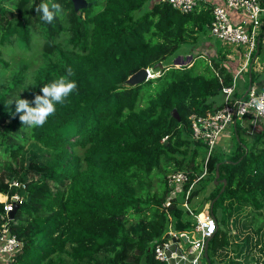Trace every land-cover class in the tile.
Listing matches in <instances>:
<instances>
[{"label": "trees", "instance_id": "16d2710c", "mask_svg": "<svg viewBox=\"0 0 264 264\" xmlns=\"http://www.w3.org/2000/svg\"><path fill=\"white\" fill-rule=\"evenodd\" d=\"M87 1L75 11L71 0H54L64 11L47 23L35 11L45 0H0V195L22 192L12 179L23 180L27 195L12 219L0 200V227L7 223L23 241L0 264H167L155 257L153 240L167 235L173 219L188 227L176 198L164 204L166 176L187 171L185 191L202 171L207 144L192 137L190 116L214 110L211 98L233 76L220 52L181 66L155 64L210 33L213 5L197 0L182 12L167 0ZM263 37L264 24L258 45ZM15 58L19 67L4 78ZM69 67L77 91L43 127L23 126L14 100H33ZM141 67L154 76L120 84ZM232 139L227 152L216 144L190 195L213 183L219 164L226 185L212 209L223 226L209 240L210 264H264V221H254L264 215V130L249 144L236 127ZM220 188L213 186L210 200Z\"/></svg>", "mask_w": 264, "mask_h": 264}, {"label": "built area", "instance_id": "2783aa9c", "mask_svg": "<svg viewBox=\"0 0 264 264\" xmlns=\"http://www.w3.org/2000/svg\"><path fill=\"white\" fill-rule=\"evenodd\" d=\"M173 7L182 12L192 10L197 0H167ZM229 10L241 11L245 16L243 22L234 23L229 15ZM264 24V0H220L219 4L212 7L210 34L224 44H236L246 49L247 55L258 47V35ZM244 67V66H243ZM224 93L223 103L214 110L205 114H192L191 134L194 139H201L207 144L206 159L202 171L195 174L188 187L183 190L189 180L188 172L177 170L167 177L170 187L169 195L164 204L177 198V192H184L183 201L188 200L191 188L197 180L207 175L206 162L214 146L218 143L227 124L233 123L238 117L252 115L264 121V113L257 109L256 102L264 99V86L260 89L250 87L246 93L236 95L235 76L232 84L222 88ZM196 180V181H197ZM10 186L22 188V192L4 195L3 209L9 217L15 203L19 205L26 200V185L22 180L12 179ZM185 207V206H184ZM191 214L192 226L180 229L177 233L167 230V235L162 239H154L153 250L155 257L164 260L167 264H204V249L206 240L218 228L216 217L208 211L196 212L193 208L185 207ZM183 238V239H181ZM23 241L15 234L9 232L7 223L0 227V261L9 263L12 257L20 252Z\"/></svg>", "mask_w": 264, "mask_h": 264}, {"label": "crops", "instance_id": "0c3cea01", "mask_svg": "<svg viewBox=\"0 0 264 264\" xmlns=\"http://www.w3.org/2000/svg\"><path fill=\"white\" fill-rule=\"evenodd\" d=\"M202 1L206 2L208 5L220 3V0ZM229 15L232 22L234 23H241L245 18L243 13L237 10H229ZM220 45L225 44L220 41ZM228 46H230V49L227 51H220L218 47H215L216 50L214 54H217L218 51H220L221 53H225V61L230 66L229 70L232 72V76H235L236 95L244 94L245 91H247L250 87H254L256 89L262 88L264 86V37L262 38L261 44L258 45L252 56L247 55L246 49L242 46L236 44H229ZM178 56H182V58L186 57L180 53L178 54ZM177 59H179V57ZM187 59L189 60L190 56ZM250 71H253L255 73L254 79L251 78ZM223 97L224 93L222 91L219 95L211 98L212 109H215L222 104ZM244 118V121H246V123L242 124L243 130L236 120L235 122H233L232 130H225L221 134L218 140V146L223 151L227 152L235 148L232 139V131L236 129V127L238 128L239 135L243 139L247 138L248 134L257 136L264 130V121L262 119L254 118L252 115L244 116Z\"/></svg>", "mask_w": 264, "mask_h": 264}, {"label": "rangeland", "instance_id": "374dc122", "mask_svg": "<svg viewBox=\"0 0 264 264\" xmlns=\"http://www.w3.org/2000/svg\"><path fill=\"white\" fill-rule=\"evenodd\" d=\"M262 30V28H261ZM261 32V31H260ZM229 44H225V45H220V40H218L217 38H215L213 35H211L210 33L206 34L204 37L203 35L197 40L196 43L194 44H184L179 50H178V54H182L184 56H186L185 58H183L184 62L182 64H179L180 66L181 65H185L187 63H189L192 59V57H194L195 55H198V53L204 55L205 57H210L211 55H214L215 53V47H218V49L220 51H227L230 49V46H228ZM244 48V47H243ZM218 51V52H220ZM255 52V50H253L251 53H250V56L253 55V53ZM221 53V52H220ZM19 54H16L15 57H17ZM188 56V57H187ZM190 56V59L188 60L187 58H189ZM1 57H4L5 59H11V55L9 53H6L5 51L1 52ZM40 58V57H39ZM178 55L176 54L175 56L174 55H169L164 61H162L163 65L165 64H172V65H175L176 63H174L175 59L176 61H178ZM18 59L15 58L12 60V64L11 66L9 67L8 70H6L4 73H3V77L6 78L8 77L16 68L19 67V63H18ZM37 63V62H36ZM36 63L34 64V66H36ZM34 68V67H33ZM201 68V67H200ZM252 72V71H250ZM254 73V72H253ZM255 74V73H254ZM154 76V74H152V70L150 69V77ZM246 116H250L249 114L246 115ZM244 116L243 117H238L237 121L238 123L240 124L241 128H242V124L243 123H246V121H244ZM232 125L233 123H230V124H227L226 126V129L225 130H232ZM243 130V128H242ZM255 135H249L248 134V137L247 138H244L246 140V142H248L249 144L253 141L252 139L254 138ZM216 146V145H215ZM214 146V147H215ZM213 150V149H212ZM212 152V151H211ZM226 152V151H225ZM28 162V163H27ZM25 163L26 166L29 165V161H27ZM25 167V166H23ZM203 167H204V163H203ZM174 172V171H172ZM172 172H169L167 174L166 177H168V175ZM22 174H24L26 176V178H30L32 176H34L33 172L30 171L29 169H23L22 170ZM205 177V176H204ZM203 177V178H204ZM198 179L197 180V177L195 178V184H194V187L191 188V192L198 188V184L199 182L203 179ZM20 180V179H18ZM197 180V181H196ZM23 181V180H22ZM197 185V186H196ZM217 184H213L212 182H209L206 190H199L198 192H196L195 194L193 195H189V199L185 202V200L183 201V198L184 195H182L181 193L183 192H177V196L178 198H176L177 200V206L178 207H182L184 210V212L182 211V219L188 223V228L192 226V219H191V216H190V212L185 208L186 206H189L191 208H193L195 210V206L199 207L200 209L198 210H195L196 212L198 211H208L209 210V203L211 202L210 200V196H209V193L211 191V189L213 188V186H216ZM23 190V189H22ZM190 192V194H191ZM4 199V196L1 197L0 195V200H3ZM185 206V207H184ZM194 206V207H193ZM249 210V209H248ZM210 211V210H209ZM216 214H217V218H218V224L223 226V222L222 220H220V215H221V212L219 210V208H216ZM215 216V215H214ZM177 221V219H173L170 224H169V230L170 229H173L172 231L174 233H177L180 229L179 228H176L175 227V222ZM254 221L255 222H260L261 223L264 221V215H262L261 213H256L254 215ZM187 228V229H188ZM177 231V232H176ZM263 233H264V226H263ZM183 239V238H181Z\"/></svg>", "mask_w": 264, "mask_h": 264}, {"label": "clouds", "instance_id": "9594fccd", "mask_svg": "<svg viewBox=\"0 0 264 264\" xmlns=\"http://www.w3.org/2000/svg\"><path fill=\"white\" fill-rule=\"evenodd\" d=\"M35 11L40 14L43 21L52 23L55 18L62 15L64 9L60 3L54 2V0H45L36 6ZM71 75H73V70L69 67L66 76H60L56 80L44 84L41 88L42 94L35 95L33 100L20 97L14 100L15 111L19 114L23 126L29 128L43 127L48 119L55 115L57 105H64L67 99L78 89L77 83L69 79ZM256 105L257 109L264 113V99L258 100Z\"/></svg>", "mask_w": 264, "mask_h": 264}, {"label": "water", "instance_id": "95a60500", "mask_svg": "<svg viewBox=\"0 0 264 264\" xmlns=\"http://www.w3.org/2000/svg\"><path fill=\"white\" fill-rule=\"evenodd\" d=\"M74 10L78 11L80 9H83L85 7H87L88 5H90V2H88L87 0H71ZM257 53V51H256ZM179 59L178 61H174L175 66H180L179 64H182L184 62L182 56H178ZM155 66H158L159 68H163L164 65L162 63V61H158ZM150 77V71L148 68L146 67H141L138 70L130 73L125 80H123L122 82H120L121 85L123 86H134L140 82L145 81L146 79H148ZM220 89H222V86H219ZM246 93V91H245ZM176 118L179 119L178 114L175 112L174 113ZM28 163V162H27ZM218 166L219 164H216L215 166V174H214V180L213 183L214 184H218L221 183V188L218 192V194L211 200V202L209 203V210L210 212L213 214V202L215 201V199L220 195V193L224 190L225 185H226V178H219V170H218ZM20 205L18 203H15L12 210L9 211V218H14L15 212L18 209ZM213 235L209 236L206 240V244H205V249H204V257H205V264H210V258L208 256V245H209V240L211 239Z\"/></svg>", "mask_w": 264, "mask_h": 264}, {"label": "bare ground", "instance_id": "6f19581e", "mask_svg": "<svg viewBox=\"0 0 264 264\" xmlns=\"http://www.w3.org/2000/svg\"><path fill=\"white\" fill-rule=\"evenodd\" d=\"M149 71H150V69H149Z\"/></svg>", "mask_w": 264, "mask_h": 264}]
</instances>
